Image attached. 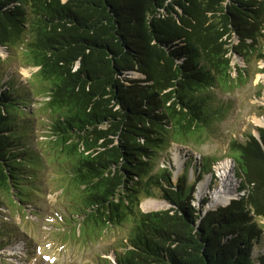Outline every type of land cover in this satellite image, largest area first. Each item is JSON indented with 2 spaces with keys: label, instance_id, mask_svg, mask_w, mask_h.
<instances>
[{
  "label": "trees",
  "instance_id": "obj_1",
  "mask_svg": "<svg viewBox=\"0 0 264 264\" xmlns=\"http://www.w3.org/2000/svg\"><path fill=\"white\" fill-rule=\"evenodd\" d=\"M0 48V217L5 201L34 203L50 156L78 236L127 230L104 264H264V127L229 142L226 205L195 206L201 157L189 151V180L157 166L215 118L212 93L245 77L232 55L264 60V0H0ZM14 62L36 71L16 82ZM147 198L169 207L142 211Z\"/></svg>",
  "mask_w": 264,
  "mask_h": 264
},
{
  "label": "rangeland",
  "instance_id": "obj_2",
  "mask_svg": "<svg viewBox=\"0 0 264 264\" xmlns=\"http://www.w3.org/2000/svg\"><path fill=\"white\" fill-rule=\"evenodd\" d=\"M0 56L5 58L8 52L0 48ZM243 59L232 55L231 62L233 66L246 70L245 77L235 81L228 89H217L211 95L212 107L220 106L219 109H213L217 114L215 118L198 134L190 136L185 145L171 143L157 161L158 167H172L173 176L179 174L176 160L181 161L185 169L181 175L188 179L192 168L189 151L194 157H201L203 173L199 183L194 186L193 194L195 206L205 201L201 205L203 210L214 209L238 196L235 188L239 185V179L235 177L233 161L227 156L230 151L229 142L232 138L243 141L246 132L252 133L255 127H264L258 123V120L264 118V60L258 59L257 55L250 56L248 62H243ZM11 64L16 66L12 69L17 73L16 82H25L36 71L34 67H18L17 62ZM232 75L236 77L235 72ZM36 100L35 106L39 108L45 99L37 97ZM44 121L47 126L37 120L33 122L35 145L38 142L45 144L46 137L50 135L48 122L45 118ZM207 160L213 161L212 173H204ZM57 161L59 159L54 160L50 156L45 159V169L38 184L43 190L37 197H28L34 203L27 201L21 205L15 200V205H10L5 201L6 206L2 207L3 214L0 217V228L3 229L0 232V264H104L106 262L102 261L103 257L113 261V247L125 237L127 230L113 227L102 234H91L88 231L85 236H78L79 230L74 229L76 224L69 219L71 213H75L73 206L77 201L71 193L64 195L61 187L67 184V179L57 168ZM223 162L232 164V174L225 179L221 172ZM149 201L164 205L153 206ZM168 207L167 202L153 198H147L140 204V209L145 212ZM5 225L13 232L5 230Z\"/></svg>",
  "mask_w": 264,
  "mask_h": 264
},
{
  "label": "bare ground",
  "instance_id": "obj_3",
  "mask_svg": "<svg viewBox=\"0 0 264 264\" xmlns=\"http://www.w3.org/2000/svg\"><path fill=\"white\" fill-rule=\"evenodd\" d=\"M256 120H257V119H256ZM258 123L264 125V119H262V120H258ZM176 162H177L176 165H178V167H179V169H180V167L182 166V165H181L182 162H181V161L179 162L178 160H176ZM180 165H181V166H180ZM222 165H223V166H222L223 170L221 169V170H222L221 172L223 173V175H224V179H225V178H227L228 175L232 174V172H231V168H230V167H232V164H230L229 162H225V163L223 162ZM230 176H231V175H230ZM223 184H224V183H223ZM228 187H229V186H228ZM222 188H223V185H222ZM222 188H221V189H222ZM221 189H220V191H221ZM220 191H219V192H220ZM219 192H218V193H219ZM224 192H225V191H224ZM215 195H217V194L215 193ZM225 201H226V200H225ZM149 203L152 204L153 206H162V205H164L163 203H158V202H155V201H154V202L149 201ZM18 246H19V245H18Z\"/></svg>",
  "mask_w": 264,
  "mask_h": 264
},
{
  "label": "water",
  "instance_id": "obj_4",
  "mask_svg": "<svg viewBox=\"0 0 264 264\" xmlns=\"http://www.w3.org/2000/svg\"><path fill=\"white\" fill-rule=\"evenodd\" d=\"M263 119H264V118H263ZM253 135H254L256 138H259V134H258L257 130H255V131L253 132Z\"/></svg>",
  "mask_w": 264,
  "mask_h": 264
},
{
  "label": "built area",
  "instance_id": "obj_5",
  "mask_svg": "<svg viewBox=\"0 0 264 264\" xmlns=\"http://www.w3.org/2000/svg\"><path fill=\"white\" fill-rule=\"evenodd\" d=\"M236 186H237V185H236ZM235 191H236V188H235ZM237 197H238V196H237ZM235 198H236V197H235ZM235 198H234V199H235ZM227 203H228V202H227ZM227 203H225L224 205H226Z\"/></svg>",
  "mask_w": 264,
  "mask_h": 264
},
{
  "label": "snow or ice",
  "instance_id": "obj_6",
  "mask_svg": "<svg viewBox=\"0 0 264 264\" xmlns=\"http://www.w3.org/2000/svg\"><path fill=\"white\" fill-rule=\"evenodd\" d=\"M47 258V257H46Z\"/></svg>",
  "mask_w": 264,
  "mask_h": 264
}]
</instances>
